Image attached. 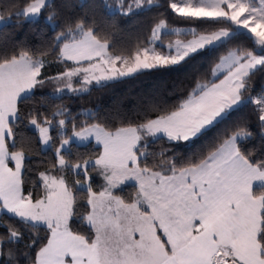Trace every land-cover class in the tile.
I'll return each mask as SVG.
<instances>
[{
	"label": "snow or ice",
	"instance_id": "6c2138e0",
	"mask_svg": "<svg viewBox=\"0 0 264 264\" xmlns=\"http://www.w3.org/2000/svg\"><path fill=\"white\" fill-rule=\"evenodd\" d=\"M50 6V0H28L15 17L35 23L48 12L45 19L56 29L57 13L49 12ZM103 6L112 15L161 7L159 0H117L115 5L103 0ZM168 7L194 26L173 28L160 18L149 36L120 52L101 35L94 18L67 23L55 35L57 59L65 65L55 76H42L46 52L39 57L27 50L0 52V217L23 228L0 220L6 229L0 256L6 255L9 264L15 260L9 246L24 244L26 236L25 247L37 249L34 257L23 254L29 264H264V156L254 157L243 147L253 137L247 123L194 161L178 164L164 151H151L165 138L190 142L206 135L248 105L254 106L264 136V90L251 95V78L264 69V0H169ZM8 22L0 15V23ZM162 35L177 39L165 45ZM242 36L255 51L229 47ZM222 49L212 80L196 83L173 109L135 125H77L61 105L50 116L23 109L46 83L55 86L40 99L54 103L68 93H88L92 85ZM89 119L95 113L89 112ZM23 129L38 134L41 151L54 150L52 170L38 173L35 196L24 188L32 146ZM89 141L102 146L99 155L72 159V145ZM90 171L104 181L99 191L93 189ZM129 182L136 187L130 201L117 194ZM78 194L87 208L79 221L88 234L72 227ZM40 229L47 233L43 243Z\"/></svg>",
	"mask_w": 264,
	"mask_h": 264
},
{
	"label": "trees",
	"instance_id": "16d2710c",
	"mask_svg": "<svg viewBox=\"0 0 264 264\" xmlns=\"http://www.w3.org/2000/svg\"><path fill=\"white\" fill-rule=\"evenodd\" d=\"M28 0H0V15L5 18L12 17V21L0 27V52L9 54L19 50H27L34 56L39 57L41 52L47 54L43 57L45 68L42 69V76L49 77L65 70V65L57 59L55 35L63 30L64 26L77 19L94 18L96 24L102 29L101 35H107L116 45V51L132 50L138 42L143 41L150 35V29L154 22L160 18L166 19L171 27H189L184 20L174 14L168 7L169 0H159L161 7L153 8L151 11L137 14L133 12L129 15L116 13L110 14L103 6V0H52L49 12L55 11L56 22L59 27L53 29L45 19V12L37 19V22L30 23L23 18L17 20L15 13L22 11ZM131 0H124L130 3ZM115 5L117 0H109ZM181 39L190 37L181 36ZM164 44L177 39L176 36H163ZM240 46L255 51L251 40L242 36L233 42L229 47ZM224 49L215 53L195 54L185 62L177 66L168 68H157L144 70L134 76L124 77L119 80L107 82L105 86L92 85L88 93L64 95L62 100L54 103L47 99L41 100V96H46L47 90H51L55 85L46 83L43 88L36 90V96L23 105L25 112L34 108L45 115L56 111V105L66 107L75 118L77 125L84 122L104 123L110 128L126 124H138L145 119L155 118L163 111L173 109L182 99L192 91L198 82L210 81L213 79L212 69L219 62L218 58L224 53ZM72 62H67L71 66ZM251 95H257L264 90V69L257 70L251 78ZM89 112L95 113V119H89ZM55 122V121H54ZM243 123H247L253 132V137L243 145L245 150L251 151L254 157L264 156V136L258 129V121L253 105L242 107L238 111L232 112L218 126L213 128L206 135L190 142H169L167 139L160 140L151 148L153 152L164 151L168 157H172L178 164L186 163L189 160H196L202 155H206L213 150L227 134ZM25 136L32 146L31 162L28 165V172L25 179V192L31 191L33 195L39 192L38 173L52 170L55 163L54 150L41 151L42 145L38 139V134L30 129H23ZM52 136L56 147L59 146V138L56 130L52 131ZM68 135H71L70 129ZM102 151L100 146L93 142L85 145H72L73 157L78 155L81 158L94 159ZM54 171V170H53ZM93 177V189L99 191L102 187L99 181L94 178V172L90 171ZM71 183V177H69ZM136 187L133 184H126L117 190V194L126 200L134 198ZM83 195L78 194L77 212L73 218L72 227L74 231L88 234L87 227L79 221V217L87 213L84 206ZM0 220L7 222L23 231L17 221L7 216L0 217ZM6 233V229L0 227V235ZM47 233L44 229L37 232L40 243L46 241ZM28 236L25 237L24 244L10 245L15 253V260L12 264H29L23 255L27 253L29 257H34L36 248H27ZM0 264H9L6 255L0 256Z\"/></svg>",
	"mask_w": 264,
	"mask_h": 264
},
{
	"label": "rangeland",
	"instance_id": "374dc122",
	"mask_svg": "<svg viewBox=\"0 0 264 264\" xmlns=\"http://www.w3.org/2000/svg\"><path fill=\"white\" fill-rule=\"evenodd\" d=\"M52 0H50V2H51ZM38 19V18H37ZM5 20L6 21H9V22H11L12 21V17H7V18H5ZM8 22V23H9ZM5 23H0V27L2 26V25H4ZM173 28H186V27H173ZM74 83H75V81H74ZM48 92H51L52 91V89L51 90H47ZM255 96V95H254ZM91 142H93L94 144H95V142L94 141H89V142H87L86 144H88V143H91ZM78 145H85V144H78ZM95 145H97V144H95ZM97 146H100V145H97ZM101 147V149H102V146H100ZM94 178L97 180V181H99V183H100V185H103L104 184V181H103V179H102V177H100L96 172H94ZM127 184H130V183H127ZM123 186V185H122Z\"/></svg>",
	"mask_w": 264,
	"mask_h": 264
},
{
	"label": "crops",
	"instance_id": "0c3cea01",
	"mask_svg": "<svg viewBox=\"0 0 264 264\" xmlns=\"http://www.w3.org/2000/svg\"><path fill=\"white\" fill-rule=\"evenodd\" d=\"M179 142H180V141H179ZM10 166H11V165H10ZM129 183L134 185V183H133V182H129ZM125 185H126V184H125ZM102 187H103V185H102ZM102 187H101V188H102Z\"/></svg>",
	"mask_w": 264,
	"mask_h": 264
}]
</instances>
